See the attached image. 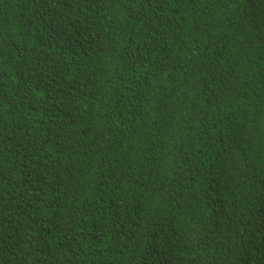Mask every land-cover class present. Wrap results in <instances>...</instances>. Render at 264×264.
<instances>
[{
	"label": "trees",
	"instance_id": "16d2710c",
	"mask_svg": "<svg viewBox=\"0 0 264 264\" xmlns=\"http://www.w3.org/2000/svg\"><path fill=\"white\" fill-rule=\"evenodd\" d=\"M263 105L264 0H0V264H264Z\"/></svg>",
	"mask_w": 264,
	"mask_h": 264
},
{
	"label": "clouds",
	"instance_id": "9594fccd",
	"mask_svg": "<svg viewBox=\"0 0 264 264\" xmlns=\"http://www.w3.org/2000/svg\"><path fill=\"white\" fill-rule=\"evenodd\" d=\"M262 109H264V105L261 107V110ZM260 119L264 121L263 117ZM217 124L219 125V129L226 125H232L237 131H246L252 128L253 117L249 114L247 108L243 106H237L236 108L231 107L220 111L217 117Z\"/></svg>",
	"mask_w": 264,
	"mask_h": 264
}]
</instances>
